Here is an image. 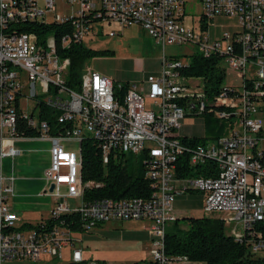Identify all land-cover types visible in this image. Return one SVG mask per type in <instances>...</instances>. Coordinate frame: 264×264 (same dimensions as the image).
Instances as JSON below:
<instances>
[{
  "label": "built area",
  "instance_id": "obj_1",
  "mask_svg": "<svg viewBox=\"0 0 264 264\" xmlns=\"http://www.w3.org/2000/svg\"><path fill=\"white\" fill-rule=\"evenodd\" d=\"M185 1L0 0V160L20 155L12 147L17 139L47 142L44 193L54 201L51 223L40 221L27 232L17 229L18 217L5 203L14 178L0 175V264H102L83 256L80 234L102 223L124 221L147 222L151 264H198L164 252L165 229L175 220L174 200L190 192L201 195L205 215H221L234 241L249 242L252 255L264 249L257 230L264 222V119L259 115L264 108L258 106V98L264 97V0H198L201 15L194 27L181 24ZM48 15L52 20H46ZM220 17L235 18L238 28L222 33L223 44L207 35L208 23ZM25 20L61 25L65 33L55 42L49 31L39 40L34 32L12 30ZM102 22L115 24L118 31L136 26L161 49L191 45L203 57L219 55L240 79L241 95L221 89L205 100L202 82L197 80L199 86L191 89L193 80L180 74L187 62L165 54L159 72L141 82L144 91L132 84L118 98L114 87L120 85L88 69L81 72L77 90L68 89L64 75L69 60L55 52V44L63 43L65 49L80 43L93 24ZM115 31L106 36L114 37ZM39 45H46V54H39ZM247 67L253 69L252 79L245 78ZM21 101L33 102L32 112L21 110ZM39 106L54 112V122L62 128L59 134H51L49 124L39 118ZM203 112L226 122L229 133L203 145L181 143V120ZM18 122L33 135L16 136ZM87 138L103 165L110 157H140L151 193L83 202V191L96 186L83 183L79 175V147ZM70 143L77 144V151L65 148ZM183 155L190 168L213 164L210 176L176 177L175 163ZM50 184L54 188L48 194ZM69 199L79 202L75 208L67 206ZM66 215L76 220L65 223L60 218ZM73 223L76 228L70 227Z\"/></svg>",
  "mask_w": 264,
  "mask_h": 264
},
{
  "label": "trees",
  "instance_id": "obj_2",
  "mask_svg": "<svg viewBox=\"0 0 264 264\" xmlns=\"http://www.w3.org/2000/svg\"><path fill=\"white\" fill-rule=\"evenodd\" d=\"M13 31L18 32H34L40 40L43 33L51 32L55 42L65 32L61 25L41 24L36 21L25 20L15 23ZM67 32V30H66ZM60 43H56V52L59 56L68 58L69 65L64 75L65 86L70 90H77L79 78L83 71L84 64L93 57H101L109 55L108 51H94L84 48L80 43L70 44L63 49ZM170 57V56H169ZM173 60L178 58L171 57ZM221 58L219 55H211L203 57L198 53L189 56L187 64L180 70V74L184 78H198L202 82V90L205 100L213 99L221 89H225L230 96H240L241 91L237 87L223 86L224 68L219 63ZM126 84L120 85L119 89L114 87V95L121 98ZM264 91V85L260 88ZM259 103H264V97L258 98ZM261 106H259L260 109ZM263 108V107H261ZM54 112L48 108L39 106L38 116L49 124L51 134H59L62 130L61 126H57L53 119ZM194 116H203L204 127L207 128L208 116L206 112L195 114ZM210 117V116H208ZM217 120V119H216ZM209 121V120H208ZM16 136L31 137L33 133L25 128L21 123L15 126ZM218 135L215 136L217 138ZM181 143L193 146L196 144L203 145L207 142L205 138H180ZM80 168L79 175L83 183L91 181L96 186L83 191L82 201L87 203L102 198L121 199V198H144L151 191V181L145 178L143 161L140 159L131 169L126 165L123 155L119 157H110L107 164L103 165L99 158V153L95 144L90 139H83L80 147ZM187 156H180L175 165L176 177H191L201 175L203 177L210 176L213 164H205L203 167L190 168L187 165ZM210 169V170H208ZM213 174V173H212ZM192 193V192H190ZM188 193V194H190ZM183 196V195H182ZM179 197V196H178ZM198 208V205L194 206ZM193 207V208H194ZM65 223L74 222L76 218L69 215L62 216ZM46 223H51L52 219H47ZM186 224L183 231L177 230L178 223ZM168 226L171 228L168 229ZM71 228H76L73 223ZM261 239L264 240V222L257 227ZM236 242L226 233L223 221L217 218L206 217H190L182 216L176 218L172 223L168 224L164 234V252L166 255L185 256L189 261L198 264H264V258L252 255L249 252V242Z\"/></svg>",
  "mask_w": 264,
  "mask_h": 264
},
{
  "label": "rangeland",
  "instance_id": "obj_3",
  "mask_svg": "<svg viewBox=\"0 0 264 264\" xmlns=\"http://www.w3.org/2000/svg\"><path fill=\"white\" fill-rule=\"evenodd\" d=\"M56 10L61 11V5L58 4ZM200 15L201 10L198 0H186L184 4V18L181 24L185 27H194ZM46 20H52V16L48 15ZM113 30H117L115 24L95 23L92 25V29L87 36L81 39L80 44L86 49L110 52L109 55L93 57L87 60L83 70L97 71L101 75L109 77L115 83L129 86L135 84L137 89L142 91L145 90V87L140 84L146 77V74L151 71L154 73L159 72L162 54H165L167 57L173 56L178 58L182 63H186L189 56L196 52L195 47L191 45H172L161 49L136 26L117 30L114 37H107V32ZM237 30L235 18L220 17L211 20L207 25V35L211 41H220L222 33L231 34ZM220 43L223 44L221 41ZM219 65L224 68L225 73L222 85L238 87L241 83L240 79L226 67L223 60L220 61ZM245 78H253V69L251 67L245 69ZM191 80H193L189 81L191 89L199 86L200 83L198 84L197 80L201 82L198 78H191ZM33 106V102L31 101H21L20 108L21 110L32 112ZM259 106L264 108V103H259ZM262 110L263 112L259 113V115L264 119V109ZM208 116H204L206 119L209 118L207 119V128L204 127L203 116H186L182 119L181 131L184 129L188 134H196L198 137L205 138L207 142L214 140L216 135L218 137L226 136L229 133V130H227L229 126L226 122L216 120L211 115ZM65 148L75 152L77 151V144H65ZM124 160H126L128 168L131 169L140 160V157L126 155ZM194 195L195 198L198 197L197 194ZM177 199L179 203L181 200ZM77 203H79L77 200H67V206L70 208H75ZM176 204L173 203V205ZM196 205L199 207L192 209L185 208V215L195 218H221V215L218 214L205 215L202 212L201 203ZM175 213L178 216L183 215ZM147 228L148 224L146 221L107 222L99 224L88 233L80 234V246L83 250V256L87 260H95L102 264H151L148 254L149 241ZM224 228L226 233H228L230 227L224 224ZM168 229L171 230L169 226ZM185 229L186 224L179 222L177 230L183 231ZM24 231L27 232L26 230ZM255 256L264 258V249Z\"/></svg>",
  "mask_w": 264,
  "mask_h": 264
},
{
  "label": "crops",
  "instance_id": "obj_4",
  "mask_svg": "<svg viewBox=\"0 0 264 264\" xmlns=\"http://www.w3.org/2000/svg\"><path fill=\"white\" fill-rule=\"evenodd\" d=\"M96 73L100 74L97 71ZM156 73L151 71L146 76ZM101 76L111 80L105 75ZM111 82L113 86L122 85L112 80ZM140 85L142 86V84ZM181 122L177 131L180 138L198 137L196 134H188L184 129L181 131ZM5 147L7 145L3 143L2 148ZM12 147L19 151L20 155L14 158L1 159L0 175L2 177L14 178L13 193L6 198L5 203L10 211L18 217L16 228L24 231L40 221L47 220L49 211L54 203L52 197L44 193L46 185L43 181V173L49 165V145L45 141H38L36 139H17L13 141ZM194 194H197L198 197L195 198ZM177 198L181 200L179 203L177 202ZM177 198L174 200V204L176 202L177 204L173 205V214L175 218L179 219L185 216V208L192 209L196 204L201 203V195L194 192ZM175 212L183 215L178 216Z\"/></svg>",
  "mask_w": 264,
  "mask_h": 264
},
{
  "label": "bare ground",
  "instance_id": "obj_5",
  "mask_svg": "<svg viewBox=\"0 0 264 264\" xmlns=\"http://www.w3.org/2000/svg\"><path fill=\"white\" fill-rule=\"evenodd\" d=\"M60 44H61V47H63V43H60ZM55 52H56V44H55ZM39 54H46V45H39Z\"/></svg>",
  "mask_w": 264,
  "mask_h": 264
},
{
  "label": "water",
  "instance_id": "obj_6",
  "mask_svg": "<svg viewBox=\"0 0 264 264\" xmlns=\"http://www.w3.org/2000/svg\"><path fill=\"white\" fill-rule=\"evenodd\" d=\"M53 188H54L53 185L50 184V185L48 186V188H47V193H48V194L52 193Z\"/></svg>",
  "mask_w": 264,
  "mask_h": 264
}]
</instances>
